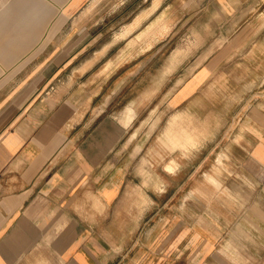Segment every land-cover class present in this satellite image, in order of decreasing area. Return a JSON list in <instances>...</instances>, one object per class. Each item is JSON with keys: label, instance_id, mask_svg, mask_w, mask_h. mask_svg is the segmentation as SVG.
I'll return each mask as SVG.
<instances>
[{"label": "crops", "instance_id": "1", "mask_svg": "<svg viewBox=\"0 0 264 264\" xmlns=\"http://www.w3.org/2000/svg\"><path fill=\"white\" fill-rule=\"evenodd\" d=\"M90 1L0 0V264H264V0Z\"/></svg>", "mask_w": 264, "mask_h": 264}, {"label": "rangeland", "instance_id": "2", "mask_svg": "<svg viewBox=\"0 0 264 264\" xmlns=\"http://www.w3.org/2000/svg\"><path fill=\"white\" fill-rule=\"evenodd\" d=\"M118 0H91L90 3L88 4V6L86 7L85 11L83 12L84 15L91 17L92 19L95 18V20L98 21L96 27L97 30L103 32L107 27H115V30L112 32L114 34L115 31H117V29H119L120 27V16L118 15L119 10L116 7ZM263 9V8H261ZM111 16H113L112 18V22H110L109 24L105 25V23L103 21H105V19L110 18ZM103 22V23H101ZM193 26H196V29H199V24H193ZM119 41V35L116 34V37H113L112 42H113V48L111 51V54L108 55L107 57H112L115 61L112 65V77H111V81L112 83H116L117 81H119L120 79L126 78L127 76H129V78L133 79L132 82L128 85V87L124 88L122 95H127V97H129L130 95H135V93H137V91L139 90V87H135L134 82L136 81L137 76H135V63H130L129 65H124V67L120 68L119 66H121L125 61H123L124 58L120 57L119 52L121 51V48L123 47V44L118 43ZM197 45H199V39L196 38L195 40L191 39V46L192 47H196ZM134 57V55L132 56ZM131 57V58H132ZM164 56L159 55L157 57L156 60H154V64H158L162 61ZM196 59L195 64L197 62L200 61V59H202L203 57L199 58L198 56H193ZM130 59V57H128V60ZM122 62V63H121ZM193 62V61H192ZM99 64L96 66V68L98 69V67L100 65H102L103 60L101 59L99 62ZM194 66V64H193ZM192 66V67H193ZM117 68V69H116ZM139 77V76H138ZM149 78L150 75L149 74H144L143 75V79ZM177 77V76H176ZM180 81H177V84ZM167 86L165 87L164 90L161 91V94L166 93L167 91ZM122 104L121 103H113V112L118 113L120 111V106ZM131 133V132H130Z\"/></svg>", "mask_w": 264, "mask_h": 264}]
</instances>
